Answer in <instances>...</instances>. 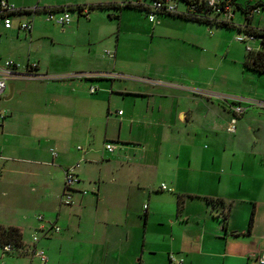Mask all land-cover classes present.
Listing matches in <instances>:
<instances>
[{"label": "crops", "instance_id": "1", "mask_svg": "<svg viewBox=\"0 0 264 264\" xmlns=\"http://www.w3.org/2000/svg\"><path fill=\"white\" fill-rule=\"evenodd\" d=\"M9 1L18 7L36 4L43 11L51 7L100 3L114 5L126 1L134 3L135 0ZM151 1L143 0V3L149 4ZM178 1L183 0H171V3L178 12H187L186 2L183 1L185 7L180 8ZM238 2L264 4V0ZM92 11L88 17L78 13L76 20H72L74 24L67 28H64L67 25H60L64 28L57 34L61 37L60 43L54 41L55 35L49 29L35 23L34 18L30 32L19 30L16 22L11 29L4 28L0 23V62L11 58L19 65V71L36 62L40 73L53 77L27 80L16 76L9 81V84L14 85L12 93L7 87L0 97V100L8 101L7 108L15 118V121L6 123L5 118L0 119V187L5 189L4 195L33 182L31 191L35 194L36 204L48 210L52 203L50 201L57 196L60 199L58 209L62 213L64 177L60 196V191H52L46 170L37 165L60 166L64 176L67 166L79 161L82 166L84 159H79L78 155L84 154L94 162L105 159L98 163L96 173L104 174L108 170L110 174V178L103 179L96 173L86 172L88 182L95 183L94 191L84 188L83 184L87 181L83 183L79 169L80 182L72 190L74 202L70 206L64 204L68 206L66 218L59 214L54 218L56 221L62 218L64 223L62 231L56 236L48 237L50 230L47 233L40 230L42 224L46 229L51 227L56 222H53L54 219L48 221L44 217L43 221H39L38 214L36 217L24 214L20 218L18 215V219L7 227L14 226L21 231L27 250L19 251L21 255H12L3 264L21 260L15 258L19 256L26 257V264H40V259L32 254L36 247L45 248L48 257L45 264H79L74 261L75 253L88 257L90 262L81 264H175L169 258L171 253L182 258L183 264H258L257 255L264 249V232L259 233L264 200L261 201V207L258 200L261 195L264 196V175L252 174L248 177L245 162L239 157L215 164V158L206 161L195 157L191 146L182 155L184 144L174 139L186 136L189 142H195L194 118L190 110L185 108L171 110L167 114L169 105L166 101L174 96L170 92L166 93L167 89L155 87L141 90L137 86L128 89L126 83L115 88V80L125 76L118 67L119 53L124 51L125 43L142 41L145 62L160 66L164 72L167 68L173 69L175 75L171 76V80L181 81L177 75L184 71L189 73L192 69L193 73H197L202 66L215 67L211 65L209 56L213 45L217 46L214 31L220 33L222 29L169 14H159L155 21H150L147 11L134 6L100 7ZM81 19L89 20L86 28L80 26ZM109 21H116L117 24L111 25ZM111 26L110 31H107ZM116 27L113 50L108 49L114 56L109 55L108 50V57L100 55L95 49L84 52L80 41L110 39ZM42 37L49 38L46 41L48 43H32ZM24 43H31V51L22 54L19 47L22 48ZM135 49L131 47L130 50ZM199 50L209 55H202ZM131 56L135 62L136 56ZM96 60L99 62L98 67L92 65ZM109 60L113 62L112 66L103 65L108 64ZM77 72L108 75L93 79L60 78ZM189 79L195 82V78ZM96 81L100 82L95 84L97 91L105 92L107 111L114 110L119 118L115 136H108L106 127L103 128L105 157L96 154L100 147L93 143L91 136L93 134L94 137L96 131L100 132L102 123L98 127L95 117L100 113L103 99L99 95L87 98L88 93L83 92L88 87V92L93 94L89 88ZM151 82L164 88L177 85L170 80L162 82L161 78ZM114 89L119 93H114ZM113 94H118L119 100L130 98L128 118L122 116V109L115 108ZM111 105H114L112 109ZM73 116L79 117L80 123L72 122ZM136 116L145 119L140 122ZM101 117L106 118L107 112ZM48 119L49 124L52 121L59 122L55 130L50 125V135L37 128L39 123L44 124L42 128H46ZM35 130L49 142L47 158L34 156L41 152L39 144L19 139L20 136L32 138ZM109 142L114 145L112 151L106 149L105 145ZM51 148L58 151L56 156L51 153ZM25 152L31 153L33 157L25 155ZM70 155L76 157V162L70 163L66 159ZM57 156L59 159L56 161ZM162 158L168 160L163 161ZM121 159L124 161L122 170L115 171V165ZM206 163L211 166L207 168ZM110 170L114 171L110 173ZM159 170L167 173L171 187L162 189L161 185L156 184L144 188ZM90 176L94 179L91 180ZM76 215L79 220L74 222L73 217ZM75 224V227L72 226ZM34 226L39 227L47 237L36 243L33 240L26 242V230H33ZM70 250L72 255L69 254ZM21 264L25 263L22 261Z\"/></svg>", "mask_w": 264, "mask_h": 264}, {"label": "rangeland", "instance_id": "2", "mask_svg": "<svg viewBox=\"0 0 264 264\" xmlns=\"http://www.w3.org/2000/svg\"><path fill=\"white\" fill-rule=\"evenodd\" d=\"M178 2L180 8L185 7L183 1ZM33 6H36V4H32L27 7ZM78 13L79 11L77 9L70 10L72 20L73 18L76 20ZM30 18L32 17L30 16ZM236 19L242 21V18L239 14L236 16ZM34 21L35 23H39L41 27L49 29L53 33V35H55L54 41L56 43L62 42L60 35H57L59 31H62V29L74 24V21H71L69 25L62 28L60 25L55 24L54 22L46 21V13L44 10L37 12L34 17ZM87 21L89 20L81 19L80 26L86 28ZM253 22L257 24L258 27H263L264 12L255 14L253 17ZM109 23H111V25L117 24L116 21H109ZM110 28H112V26L109 27L107 31H110ZM218 28L222 29L219 30L222 35L214 31L216 33L215 45L217 46L213 45L212 51L209 56L211 65H215V67L210 68L211 66H202L197 73H193L192 69L189 70V73L184 71V73L177 75L179 76L181 81L171 80V76L175 75L173 73V69L167 68V70L164 72L162 68H160V66H151L145 62V53L141 50L142 41L133 40L131 42L125 43L124 51L119 53L120 56L118 63V67L123 70L120 72H122V74H125V76L115 80V88H118L120 85L126 83V87L128 89L134 86H137V88L141 90H148L155 87L156 89H167L166 93L170 92L171 95L174 94V96L170 97L166 101V103L169 105V109L166 111L167 114H170L171 110L185 108L187 110H190V113L194 118L195 126H193V129L195 134L193 135V139H195V142L191 143L192 140L189 142L186 136H184L183 138L176 137V139H174V141H176L177 143L184 144L183 149L184 147L185 149L183 150L184 152H182V155H185V152L188 151V146H191L193 147L195 157L206 159V161H210L212 158H215V164L224 162L227 159L239 157L241 161L245 162L244 168L248 173V177H251L252 174L264 175V73L250 70L244 65L246 45L251 44L248 41L242 42L237 39L238 35H245L244 32L239 31L235 28ZM116 33L117 27L114 36L110 39L106 37L104 40H95L93 42L87 39H83L79 43L83 45L82 47L84 48V52L88 49H95L100 55H106L108 57L106 51L108 49L113 50L114 40L116 41ZM46 41H49V38L42 37V39L35 42L33 41L32 43H48ZM30 45L31 43H24V46L22 48L19 47V51L22 54L30 52ZM252 45H255L254 47H256V45H259V42L253 41ZM131 47H135L136 49L134 51H131ZM199 52L202 55H209L200 50ZM130 54H134L136 56L135 62L132 61L133 58ZM98 64V60L92 63V65L95 67H98ZM112 64L113 62L109 60L108 64L103 65L112 66ZM162 72H164V74ZM191 77L195 78V82L192 81L193 79H189ZM158 78H161L162 82H167L170 80L171 83H175L177 85H171L175 89L166 87L164 88L161 85H152L151 81L157 80ZM95 84H100V82L96 81L92 85L96 86ZM173 90L175 92H173ZM83 92L88 93L87 98H92L93 95H99L103 99V102H101L100 105L101 110L99 109L100 113L97 115V117H95L96 123H99L98 127L100 125V122L102 123L100 126V132L98 133L96 131L94 137L93 134L91 136L94 139L93 143L100 147V151H97L96 154H98V156L100 157H102V155L105 157V155L107 154L105 152L106 150L104 148V143L102 142V134L104 131L103 128L106 127L108 136H115L119 118L116 117L114 110H111V112L107 111L108 104L105 102L106 96L104 94V91H97L93 94H90L88 92V87H86L83 89ZM114 93H119V91L114 89ZM117 95L118 94H113V98L115 99V108L122 109L124 111V114L122 116L128 118L130 115L129 107L131 105V100L130 98H127V100H119L120 97ZM7 102L8 101H5L4 99L0 100V112L5 115V123L15 121L14 116L10 115V112L7 108ZM113 106L111 105V109L113 108ZM237 108H239V111L236 110ZM102 111H104V113ZM106 112L107 117L102 118L101 114L105 115ZM72 118V122L75 123L76 121L77 123H80L79 117L73 116ZM135 118H138L140 122H143L145 119V117L143 116H136ZM160 118H164V116H161ZM165 118L168 117L166 116ZM135 124L136 123L134 122L133 125ZM50 125H52L53 129L55 130L59 125V122L52 121L49 124L48 119L46 121V128H42L44 127V124L42 123H39L37 128L43 131V133L47 132L50 135ZM228 127H233V130H229ZM139 135H141V133H139ZM141 138L142 140H144L142 136ZM19 139L22 142H31L35 145H40V154L39 152H37V154H34V156H38L43 159L48 157L46 151L48 150L47 148L49 142H47L45 136H41L36 132V130L34 131L32 138L20 136ZM55 151L58 152L56 149ZM27 154L32 155L31 153L25 152V155ZM140 155L141 153L139 152L138 156ZM125 156L128 155L125 154ZM80 157H83L84 159V162L80 167L81 176L83 177V183L87 181V183L82 184L83 186L85 185L84 188L91 190L93 189L95 183L94 181L88 182L87 174L96 173L98 168L97 165H99L98 163L102 162L105 159L94 162L92 159H88V157H85L84 154H81L80 156L78 155L79 159ZM75 158L76 157L73 155L66 157V159L69 160L70 163L76 162ZM58 159L59 157L57 156L55 160L57 161ZM79 159L77 161H79ZM162 160L167 161L168 158H162ZM121 161H118L116 163L115 171L122 170L124 161L123 159H121ZM25 164L27 165V163ZM105 165L106 164H104V166ZM205 165L207 168L211 166L208 163H206ZM37 166L46 170L47 176L50 177V187H52V191L58 190L60 191V195V193L62 192L61 185L63 183L64 177L60 166L45 164ZM111 167L114 166L111 165ZM113 171L114 170H110V173ZM86 172L88 173L86 174ZM101 173L102 172H100L99 174L97 172L96 175L101 176L103 179H105V177L110 178L108 170L104 174ZM168 177L169 176L166 172L159 170L157 171L156 176L144 185V188H151V186H155L156 184H166V186L170 188L171 186L169 185ZM93 179L94 178L91 177V180ZM32 184H28L23 187L20 186L17 189L11 191L9 195H4L3 191L5 192V189H1L0 187V229L7 228L8 224L13 223L24 214L30 217H36V215L40 213L46 219H48V221L54 219L57 214L62 215L64 216V218H66L65 210L68 206H65L66 204H62V213H60L58 209L60 199H57V196L55 197V199L52 198L53 201H50L52 203L48 210L43 208V206L37 205L35 194L33 191H31L33 190L31 189V187L33 186ZM68 192H71V190L68 189ZM263 197L264 196L261 195L258 199L259 206L261 205V201L264 200ZM46 205H49V203ZM18 215L20 216L17 218ZM78 220L79 219L77 218V215L73 217L74 222ZM55 221L56 220L54 219L53 222ZM62 222V218H60V220L58 219L55 222L56 225L60 226L61 230L58 232L50 230V234L48 235V237L56 236L62 231V224L64 225V223ZM76 225L77 224L72 226L75 227ZM38 228L39 227L34 226L33 230L27 229L24 235V240L26 242H31L34 235L38 236L39 241L45 239V237L47 236L43 235V233ZM259 229V233L264 232V214L260 215ZM12 252L3 255L0 248V264L6 262V260L11 258L12 255L19 254V251L17 250H14ZM69 254L72 255V250L69 251ZM74 256L76 258L74 259V261H77L79 264L90 262L88 260V257H86V254H84L83 256H79V253H75ZM15 258H20L21 260H15V262H13L12 264H21L22 261L26 264L27 259L25 256H19ZM96 262L97 261L95 260L94 263Z\"/></svg>", "mask_w": 264, "mask_h": 264}, {"label": "built area", "instance_id": "3", "mask_svg": "<svg viewBox=\"0 0 264 264\" xmlns=\"http://www.w3.org/2000/svg\"><path fill=\"white\" fill-rule=\"evenodd\" d=\"M209 6H211L215 11L221 13L224 19H231L234 17L233 4L230 0H204ZM135 4H142L147 7V15L150 21H155L159 14L162 13H173L176 11V7L171 0H152L149 4H144L143 0H135ZM46 13V21L54 22L58 25L65 26L68 25L72 21V17L69 10H63L62 12H57L51 8L43 9ZM41 11V8L36 5L33 7H18L14 3L9 0H0V23L6 29H11L15 22L17 23V28L19 30L30 32L33 28V18L37 12ZM252 13L258 14L261 13V8L256 7L252 10ZM89 8L86 6L83 8V15L85 17L89 16ZM30 16L32 18H30ZM238 40L242 42H252L256 40V37L253 34L245 33V35L240 34L237 36ZM254 46L252 44L246 45V50L253 49ZM107 53L111 56H114V53L111 51H107ZM19 65L11 58H6L2 62H0V97L4 94L6 88L9 85V81L18 76L27 80H44L51 78L52 76L44 73H40L38 71V64L36 62L30 63L27 67L23 68L22 71L18 70ZM108 74L103 73H95V72H77L73 75H64L63 77H75L80 79H93L99 78V76H107ZM119 74H116L118 76ZM53 78V77H52ZM97 87L91 85L89 91L94 93L97 91ZM239 111V108L236 109ZM121 114L122 111H119ZM5 115L0 112V119H4ZM229 130H233V127H228ZM106 149L112 151L114 149L113 143H106ZM51 153L56 156L57 152L54 148H51ZM81 167L80 162H76L72 165L67 166L64 169V190L62 195V203L66 205L72 204L73 195L72 190L80 182L79 177V169ZM162 189L168 188L165 184L161 185ZM68 189L71 192H68ZM86 193V191H84ZM146 207V206H145ZM37 219L39 221L44 220V216L42 214L37 215ZM40 230H43L44 233H47L49 230H54L56 232L60 231V226L53 223L51 227L46 229V226L42 224L40 226ZM38 236L34 235L33 241L36 243L38 241ZM0 248L2 250V254L10 253L14 250L17 251H26L25 246L22 248H15L11 243H5L0 241ZM32 254L37 256L40 259V264H45L47 262V254L43 248H34L32 250ZM170 260L175 264H183V259L178 258L174 253H171L169 256ZM258 264H264V249L260 250L257 255Z\"/></svg>", "mask_w": 264, "mask_h": 264}, {"label": "trees", "instance_id": "4", "mask_svg": "<svg viewBox=\"0 0 264 264\" xmlns=\"http://www.w3.org/2000/svg\"><path fill=\"white\" fill-rule=\"evenodd\" d=\"M188 6L187 12L180 13L177 10L173 13H162L180 16L192 21L201 22L207 25H216L218 27L235 28L244 33L253 34L256 37L259 45L251 50H246L244 65L253 71L264 73V28H260L253 22L254 14L252 10L256 7L261 8V12H264V4L257 3H240L238 0H230L233 4L234 17L231 19H224L221 13L215 11L204 0H183ZM123 6H134L142 10L147 11V7L142 4H135L132 2H123L114 5H108L100 3L98 5H87L89 13L95 8H120ZM86 6H67V7H54L55 11L74 10L77 9L80 14H83V8ZM240 15L242 21L236 19L237 15ZM0 241L5 243H11L15 248H22L25 246L23 242V235L21 231L14 226L0 229Z\"/></svg>", "mask_w": 264, "mask_h": 264}, {"label": "water", "instance_id": "5", "mask_svg": "<svg viewBox=\"0 0 264 264\" xmlns=\"http://www.w3.org/2000/svg\"><path fill=\"white\" fill-rule=\"evenodd\" d=\"M14 85L11 83L8 85L9 92L12 93Z\"/></svg>", "mask_w": 264, "mask_h": 264}]
</instances>
